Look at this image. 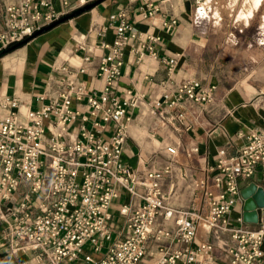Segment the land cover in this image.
I'll use <instances>...</instances> for the list:
<instances>
[{"label": "built area", "instance_id": "2783aa9c", "mask_svg": "<svg viewBox=\"0 0 264 264\" xmlns=\"http://www.w3.org/2000/svg\"><path fill=\"white\" fill-rule=\"evenodd\" d=\"M93 1L78 0V7ZM61 3L60 11L53 0L0 3V52L67 17L72 12L71 3ZM159 11L158 5L148 1L140 8V16L151 19ZM177 22L172 18L163 26L171 30ZM105 33L102 29L101 34ZM135 36L128 14L121 13L113 43H101L109 54L98 66V75L105 81L99 95L89 93L78 78L84 67L75 72L62 65L55 70L61 74L55 80L60 87L58 97L49 96L48 85L37 95L38 101L47 103L28 109L23 120L17 97L0 99V219L8 223L4 246L14 260L19 253H30L36 264H146V258L152 256L150 242L164 241H177L185 247L170 250L161 245L160 257L153 264H191L202 253L212 252L211 244L192 248L198 216L165 204L163 183L171 178L172 166L137 178L122 161L132 120L129 107L136 106L138 97L131 91L117 96L115 84L121 76L124 49ZM158 40L148 36L145 45L152 51L150 43ZM162 60L171 70L176 69L177 58ZM82 61L89 62L90 57ZM216 90L214 84L184 80L173 92L166 91L156 106L167 110L163 120L186 131L192 122L184 103L209 104ZM74 100H85L88 111L73 108ZM73 125H78V137L70 134ZM244 139L232 156L225 149L219 151L216 174L205 187L208 215L203 220L210 233L226 232L234 241L227 251L230 264H264V217L257 230L247 229L242 218L237 225L228 218L241 201V181H250L264 166V131L253 129ZM167 152L174 156L176 149L168 147ZM121 189L138 197L141 204L134 206L130 201L120 205L122 222L118 224L111 208ZM158 218L173 221L175 228L157 227Z\"/></svg>", "mask_w": 264, "mask_h": 264}, {"label": "crops", "instance_id": "0c3cea01", "mask_svg": "<svg viewBox=\"0 0 264 264\" xmlns=\"http://www.w3.org/2000/svg\"><path fill=\"white\" fill-rule=\"evenodd\" d=\"M20 1L0 0V3L8 5ZM69 1L72 12L59 20L58 25L42 29L0 57V99L5 95L17 97L21 105L19 114L24 119L28 109L36 110L47 103L46 100L38 101L37 95L44 93L48 85L51 86L49 96L58 97L60 87L55 80L60 79L61 74L55 70L62 65L69 66L75 72L84 67L85 72L79 74L78 78L84 82L89 93L99 95L105 87V81L98 75V66L100 59L109 54V50L102 48L101 43H113L119 15L126 12L134 25L136 36L124 49V63L121 76L115 84V94L122 97L126 91H131L138 97V102L136 106L129 107L132 120L122 161L137 178L170 164L173 174L163 183L165 204L193 213L200 219L192 248L196 249L205 243L213 247L210 254L202 253L191 264H230L227 251L234 241L226 232L210 233L203 220L208 215L205 187L209 186L216 174L215 165L221 149L232 156L251 130L264 131V92L227 90L211 81H204L217 86L212 102L204 105L184 103L192 126L186 131L177 128L162 119L163 112L167 110L156 104L162 101L166 91L173 92L177 83L197 79L190 78L193 74L186 62L192 57L190 46L194 4L190 0H95L87 4L93 5L90 10L73 16L75 11L87 5L79 8L78 0ZM148 1L158 5L160 11L153 18L143 20L140 8ZM53 2L56 10L60 11L61 0ZM112 16L114 19H111ZM172 18L178 22L169 30L163 23ZM102 29L106 30L104 35L101 34ZM148 36L159 38L157 42L150 43L152 51L145 45ZM85 57H90V61H82ZM163 58H177L176 69L171 70ZM72 106L82 112L88 111L85 100H74ZM69 131L72 136L78 137V125L71 126ZM168 147L176 149L174 156L167 152ZM194 149L197 152L194 153ZM253 183L264 189V166L258 168L250 181H241V191ZM138 192H142L141 189ZM130 201L134 206L141 204L138 197L133 198L121 189L120 197L111 208L118 224L122 222L118 214L120 205ZM244 203L245 200L241 198L233 207L228 217L231 224L237 225V220L243 219ZM257 211L259 223L244 222L249 230L260 228L264 210L259 208ZM7 226L8 223L0 219V264H36L37 261L32 259L33 254L19 253L16 260L10 255L8 247L4 246L3 233ZM156 226L169 230L175 228L173 221L162 218L157 219ZM161 245L170 250L185 247L177 241L150 242L152 256L146 258V264H153L160 257L158 250ZM95 257L99 258L100 255ZM178 264L185 263L180 261Z\"/></svg>", "mask_w": 264, "mask_h": 264}, {"label": "rangeland", "instance_id": "374dc122", "mask_svg": "<svg viewBox=\"0 0 264 264\" xmlns=\"http://www.w3.org/2000/svg\"><path fill=\"white\" fill-rule=\"evenodd\" d=\"M190 1V78L264 92V0Z\"/></svg>", "mask_w": 264, "mask_h": 264}, {"label": "water", "instance_id": "95a60500", "mask_svg": "<svg viewBox=\"0 0 264 264\" xmlns=\"http://www.w3.org/2000/svg\"><path fill=\"white\" fill-rule=\"evenodd\" d=\"M92 7L93 5L90 4L81 9H78L73 13V16L88 11ZM58 23L59 22H55L44 29H51L58 25ZM21 44H19L18 46H20ZM241 196L245 200L243 221L245 223L257 224L259 220V214L257 210L259 208H264V189L262 187H258L255 183H253L241 191Z\"/></svg>", "mask_w": 264, "mask_h": 264}, {"label": "trees", "instance_id": "16d2710c", "mask_svg": "<svg viewBox=\"0 0 264 264\" xmlns=\"http://www.w3.org/2000/svg\"><path fill=\"white\" fill-rule=\"evenodd\" d=\"M17 47H18V45L13 46V47H11V48H9V49H7V50H4V51L0 52V57H2V56H4V55L8 54L9 52L13 51L14 48H17Z\"/></svg>", "mask_w": 264, "mask_h": 264}]
</instances>
